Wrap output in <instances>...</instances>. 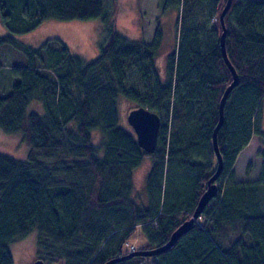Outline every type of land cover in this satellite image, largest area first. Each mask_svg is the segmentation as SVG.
I'll return each mask as SVG.
<instances>
[{"label":"trees","instance_id":"1","mask_svg":"<svg viewBox=\"0 0 264 264\" xmlns=\"http://www.w3.org/2000/svg\"><path fill=\"white\" fill-rule=\"evenodd\" d=\"M116 0H0V129L19 135L25 159L0 152V264H14L10 246L37 232L45 263L105 264L133 250L164 245L192 217L217 160L212 134L218 104L232 74L225 64L219 14L226 0H162L176 8L177 40L157 59L161 31L150 42L127 39L115 25ZM100 19L98 56L85 62L57 37L37 47L13 36L45 21ZM224 45L238 82L224 105L217 146L223 168L212 197L193 227L166 251L115 264H264V158L257 180L233 181L231 168L252 136L264 99V0H232L224 16ZM5 55L11 61H7ZM125 98L160 118L155 150L119 125ZM39 101L43 115L27 112ZM102 138L94 143L92 132ZM264 157V154L261 153ZM150 165L141 191L132 173ZM250 164L246 167L249 170ZM140 228L148 245L124 250Z\"/></svg>","mask_w":264,"mask_h":264},{"label":"rangeland","instance_id":"2","mask_svg":"<svg viewBox=\"0 0 264 264\" xmlns=\"http://www.w3.org/2000/svg\"><path fill=\"white\" fill-rule=\"evenodd\" d=\"M162 0H116L115 1V25L117 32L127 39H142L150 42L157 28L160 29L161 49L157 63L160 71L164 72V61L166 55L171 53L177 40L176 24L178 20V10L172 8L162 13ZM8 34L5 27L0 21V36ZM104 32L102 30V22L100 19L81 21H45L41 26L27 34L14 35L13 37L20 43L30 47L39 46L44 40L57 37L60 38L68 47L73 55L83 59L85 62L94 60L99 53V45L102 42ZM7 61H11L10 57L5 55ZM6 72H3L0 83H8ZM11 81L8 85L2 86V91L6 92L10 89ZM135 108V104L125 98H120L117 104L119 125L125 130L133 131L127 122V115L130 110ZM27 112H34L43 115V107L39 101H32ZM255 121H260L264 130V99L261 101L259 110L256 113ZM102 138L97 132H92L93 142L96 143ZM0 152L8 154L16 159L23 160L28 154V146L23 142L19 135H7L0 129ZM264 140L252 136L249 143L239 152L236 160L231 168L233 181H255L258 178L260 168L263 162ZM248 171L246 172L247 165ZM150 165V159L145 158L139 168L132 173L135 189L141 191L144 183V177ZM213 171L216 164L212 163ZM258 199L262 210L264 211V188L258 192ZM37 232L34 230L21 240L14 242L10 246L11 255L14 264H32L39 259L36 249ZM148 245V241L140 228L128 239L124 250L131 248H142ZM44 264H61V263H45Z\"/></svg>","mask_w":264,"mask_h":264},{"label":"water","instance_id":"3","mask_svg":"<svg viewBox=\"0 0 264 264\" xmlns=\"http://www.w3.org/2000/svg\"><path fill=\"white\" fill-rule=\"evenodd\" d=\"M231 1L232 0H226L224 7L219 14V21L223 29V32L220 38L221 52H222L223 60L232 74V82L225 88L222 94V97L220 98V101L218 104V122L212 134V147H213V151H214V154L217 160L215 171L210 176V178L207 180V187L205 191L202 193V195L200 196L196 204V207L193 211L192 217L189 220L182 223L178 228H176L171 233L168 241L164 245L157 247V248L150 249V250L131 251L120 257L111 259L107 261L105 264H115L117 262L127 260L133 256H138V255L140 256L158 255L168 250L177 241V239L181 235H183L184 233H186L193 227L195 219L199 217L203 208L206 206L209 200L215 196V189H216L215 181L220 176L222 168H223V162H222V158H221L218 146H217L216 136H217V132L219 128L221 127L223 123L224 105H225L227 96L229 92L232 90V88L235 87L238 82L237 74L227 58L226 51H225V45H224V38H225L224 16L230 7ZM126 119L136 136L137 145L141 149H143L145 152L152 153L155 150L157 141H158V131L160 127L159 116L156 113L151 112L147 108L137 107L129 111ZM32 264H44V261L41 259H36L32 262Z\"/></svg>","mask_w":264,"mask_h":264},{"label":"bare ground","instance_id":"4","mask_svg":"<svg viewBox=\"0 0 264 264\" xmlns=\"http://www.w3.org/2000/svg\"><path fill=\"white\" fill-rule=\"evenodd\" d=\"M132 250L134 249V248H131ZM133 251H136V250H133Z\"/></svg>","mask_w":264,"mask_h":264},{"label":"crops","instance_id":"5","mask_svg":"<svg viewBox=\"0 0 264 264\" xmlns=\"http://www.w3.org/2000/svg\"><path fill=\"white\" fill-rule=\"evenodd\" d=\"M164 63H165V61H164Z\"/></svg>","mask_w":264,"mask_h":264}]
</instances>
